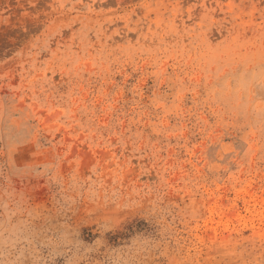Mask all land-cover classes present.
I'll return each instance as SVG.
<instances>
[{
  "label": "rangeland",
  "instance_id": "1",
  "mask_svg": "<svg viewBox=\"0 0 264 264\" xmlns=\"http://www.w3.org/2000/svg\"><path fill=\"white\" fill-rule=\"evenodd\" d=\"M0 264H264V0H0Z\"/></svg>",
  "mask_w": 264,
  "mask_h": 264
}]
</instances>
